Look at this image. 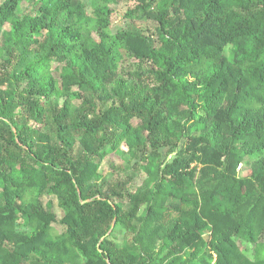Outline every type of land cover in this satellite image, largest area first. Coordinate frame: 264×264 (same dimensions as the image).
<instances>
[{
	"label": "trees",
	"instance_id": "1",
	"mask_svg": "<svg viewBox=\"0 0 264 264\" xmlns=\"http://www.w3.org/2000/svg\"><path fill=\"white\" fill-rule=\"evenodd\" d=\"M134 1L156 41L117 0H0V264H264V0ZM113 151L136 192L89 190Z\"/></svg>",
	"mask_w": 264,
	"mask_h": 264
},
{
	"label": "rangeland",
	"instance_id": "2",
	"mask_svg": "<svg viewBox=\"0 0 264 264\" xmlns=\"http://www.w3.org/2000/svg\"><path fill=\"white\" fill-rule=\"evenodd\" d=\"M4 0H1L3 2ZM118 2L114 3L112 6L113 8V15L111 18V27L109 29V33L112 35H116L121 30H137L139 32H142L145 35L151 36L153 41L157 40V35L155 33L156 27L153 22L147 21L145 18H143V12L142 9L139 8V4L134 0H117ZM83 3L87 6V13L89 15H94V8H93V2L94 0H82ZM21 14H31L32 16L37 15V12L34 11L33 5L31 4H25L21 9ZM12 27L11 25H6L3 28V31H11ZM46 35V33H45ZM155 35V36H154ZM96 39H99L98 35H93ZM43 40V39H42ZM5 43V39H0V62H5L7 59V53L3 50V46ZM126 66L125 68L136 70L139 68V64L135 59L125 57ZM57 67V64H54V69ZM5 68L0 65V89L6 90L9 87V84L7 82L6 74H3V70ZM12 72V71H9ZM3 83V84H2ZM77 90V89H76ZM76 104H79V102H75ZM18 115H20V110L17 112ZM41 127V131L44 133H50V126H36ZM77 141H80L82 138L81 134H76ZM125 149V148H124ZM76 150H79V147L76 148ZM126 150V149H125ZM134 163H131L128 165L124 158L119 154L117 151H113L104 161H100V170L99 173H101V178L99 180L94 179L90 186L93 188L90 189H97L102 188L104 191L108 189L110 185H116L119 181L127 182L129 183V189L132 192H136L141 186H143L144 182L147 179V175L144 172H137L133 168ZM131 170V171H129ZM241 170V169H240ZM135 171V173L133 172ZM245 171V172H244ZM132 175L131 180H129L128 176ZM240 175L242 177H247L250 175V172L247 170L242 169ZM53 202V212L57 215L58 223L53 225V237L54 239L59 237L60 235L64 234L66 229L63 227L60 222L65 217V212L59 207L58 200L55 197H45L44 203L46 206H49V203ZM125 230H122V232L119 234L116 246L118 248H124L126 250H129L130 252H134V249L132 247V240L133 237H127L125 235ZM241 251L250 259H253L254 253H255V247L251 244H240ZM31 264V261L26 263ZM85 264V263H84Z\"/></svg>",
	"mask_w": 264,
	"mask_h": 264
},
{
	"label": "water",
	"instance_id": "3",
	"mask_svg": "<svg viewBox=\"0 0 264 264\" xmlns=\"http://www.w3.org/2000/svg\"><path fill=\"white\" fill-rule=\"evenodd\" d=\"M81 195V194H80ZM84 203V202H83ZM104 241V240H103Z\"/></svg>",
	"mask_w": 264,
	"mask_h": 264
}]
</instances>
